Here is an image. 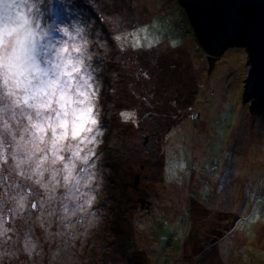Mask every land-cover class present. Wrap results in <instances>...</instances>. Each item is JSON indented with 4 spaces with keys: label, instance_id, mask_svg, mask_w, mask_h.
Segmentation results:
<instances>
[{
    "label": "rangeland",
    "instance_id": "374dc122",
    "mask_svg": "<svg viewBox=\"0 0 264 264\" xmlns=\"http://www.w3.org/2000/svg\"><path fill=\"white\" fill-rule=\"evenodd\" d=\"M25 9L45 79L68 57L82 63L60 78L71 84L66 108L59 92L52 103L67 121L55 133H68L57 144L64 160L52 163L48 129L42 176L35 161L45 153L28 157L43 116L3 85L0 68V264H264V108L244 100L246 49L209 62L178 0H28ZM110 88L124 105L136 100L138 121L129 112L124 133L101 103ZM173 98L194 115L178 116ZM77 123L84 131L73 138ZM28 189L38 213L17 204Z\"/></svg>",
    "mask_w": 264,
    "mask_h": 264
},
{
    "label": "snow or ice",
    "instance_id": "6c2138e0",
    "mask_svg": "<svg viewBox=\"0 0 264 264\" xmlns=\"http://www.w3.org/2000/svg\"><path fill=\"white\" fill-rule=\"evenodd\" d=\"M3 0H0L2 4ZM26 24H20L17 27L4 28L2 30V35H0V48L4 47L5 41L10 42V46L5 48L2 55H0V68L5 70V83L8 84L12 81L11 87L23 90L22 102L29 108L36 109V114L43 116V120L33 123L32 128V139L29 141L32 144L33 152L29 155L28 159L31 160L32 156L36 152L45 153L40 156L36 161V167L34 169L35 173L42 176L43 175V165L48 161L49 157L46 154V148H41L40 144L45 142V136L48 129L52 130L53 138L48 141L51 145V155L56 159L52 160V163H56L57 159L60 161L64 160L63 156H58L57 144L59 141L66 139L68 133L65 131L59 137L55 136L56 129L66 128L67 121L61 120V113L57 112L56 109L52 107L53 98L56 96L57 92L60 93L61 108H66V103L64 101L67 97V88L71 87L68 81L61 82V76H67L69 81L72 79L73 72L78 73L80 71L79 63L72 64V59L69 57L67 62L63 65H57V68L62 69L61 72L57 73L54 79H45L48 73L39 68L36 64L35 57V41L32 32L25 26ZM67 52V49H64ZM79 51V50H77ZM69 65H71V70H68ZM9 90L10 95H15L16 93ZM83 95V93H81ZM29 101H35V103H29ZM17 104L21 103V99L16 100ZM48 109L55 112V117L44 116L41 110ZM91 112V109H88ZM67 115V113H64ZM83 113H81V118ZM28 119L31 121L32 117L29 116ZM95 120L92 119L91 123L95 124ZM81 131H84L83 123H77L75 125V130L73 131V138L79 135ZM91 131V129H87ZM39 134V135H38ZM78 155V153H77ZM21 161L20 163H24ZM19 167V164L17 165ZM64 171L66 175L64 176L65 181H69L72 178V169L65 166ZM24 175L23 172L20 173ZM56 172L52 173V178L55 180ZM39 183V181H37ZM47 187V185H44ZM19 207H23V198L17 201ZM36 207V205H32Z\"/></svg>",
    "mask_w": 264,
    "mask_h": 264
},
{
    "label": "water",
    "instance_id": "95a60500",
    "mask_svg": "<svg viewBox=\"0 0 264 264\" xmlns=\"http://www.w3.org/2000/svg\"><path fill=\"white\" fill-rule=\"evenodd\" d=\"M186 10L198 45L218 60L242 46L248 54L244 100L264 108V0H178ZM139 184L136 177L135 186Z\"/></svg>",
    "mask_w": 264,
    "mask_h": 264
},
{
    "label": "trees",
    "instance_id": "16d2710c",
    "mask_svg": "<svg viewBox=\"0 0 264 264\" xmlns=\"http://www.w3.org/2000/svg\"><path fill=\"white\" fill-rule=\"evenodd\" d=\"M1 11V9H0ZM40 24H41V21H40ZM42 25V24H41ZM2 26V25H0ZM41 28V27H38V29ZM42 29V28H41ZM41 32V31H40ZM2 34V32H0V35ZM41 44L43 42V39H44V34L41 33ZM115 41V39H114ZM125 52V51H124ZM121 54H124V53H121ZM138 59H139V55H138ZM136 61V60H135ZM217 62V61H216ZM101 77L103 80H106L109 84V79L111 78L110 74H108L107 76H104L103 77V74H101ZM107 95L105 96V92L103 91V93L101 94V97L100 99H102L101 103H102V106H103V109L107 112L110 113V115H112L114 117V124L115 125V129L118 128V130L121 132V127H122V123H127L130 121V116H129V112H134L133 116L135 118L136 121H138V114H137V110H129V107L128 105L131 104L133 105V103H135L136 100H134L133 97H129L128 98L130 99L129 101V104L127 105H124V103L122 102V98L123 96L120 95V92H118L115 88H110V89H107ZM122 93V92H121ZM3 95L5 97H7V92H3ZM2 100V97H1V94H0V101ZM113 104V109H111V111L109 110L110 109V106ZM172 107H173V110L176 111L179 115L178 116H182V118H190L191 115H194L193 113V110H192V106H190L189 108H185L181 105L180 101H177V99L173 98L172 99ZM158 106V103L157 105ZM262 110V109H260ZM128 112V114H127ZM123 114L124 118L125 119H122L121 118V115ZM170 128L173 130L174 128H176L175 125H170ZM119 132V133H120ZM171 132V131H169ZM121 133H124V131L122 130ZM113 164V163H112ZM125 174V172H124ZM200 201V200H198ZM233 208L235 207V204L232 203L231 205ZM230 212V211H229ZM239 213H243V211L240 210ZM245 219L244 218H240V216H238L236 218V224L233 226H235L233 228V230H238L239 232L243 231L244 230V226H241V222L244 221Z\"/></svg>",
    "mask_w": 264,
    "mask_h": 264
},
{
    "label": "clouds",
    "instance_id": "9594fccd",
    "mask_svg": "<svg viewBox=\"0 0 264 264\" xmlns=\"http://www.w3.org/2000/svg\"><path fill=\"white\" fill-rule=\"evenodd\" d=\"M27 3L28 0H21V3L19 4L17 3V0H3L2 4H0V9H2V11H0V25L3 26V29L12 28L13 25L17 27L20 24L28 25L30 23V20L27 15V10L25 9V5ZM18 8L20 9L19 11H17ZM37 26H38V22H37ZM9 46H10V42L5 41L4 47L0 48V55H2L5 48ZM77 62L79 63V65L82 63V61L80 60H77ZM4 77H5V70H3V85L9 86V83L8 84L5 83ZM36 115L40 116L38 114Z\"/></svg>",
    "mask_w": 264,
    "mask_h": 264
},
{
    "label": "flooded vegetation",
    "instance_id": "af4514ba",
    "mask_svg": "<svg viewBox=\"0 0 264 264\" xmlns=\"http://www.w3.org/2000/svg\"><path fill=\"white\" fill-rule=\"evenodd\" d=\"M3 92H6L5 88L0 87V94H1L2 98L5 97L3 95ZM43 147H44V145H43ZM18 187H19V190H20L21 187H22V184H19ZM35 194H36L35 191H33L32 189H28L27 191H25V193H23L21 196H18L17 198H18V200H20V198H23V204L36 205V207H32L33 208L32 211H33V213H38L39 211H41V208L39 207V204L41 202H40V200L35 198ZM18 195H20V191H18Z\"/></svg>",
    "mask_w": 264,
    "mask_h": 264
}]
</instances>
